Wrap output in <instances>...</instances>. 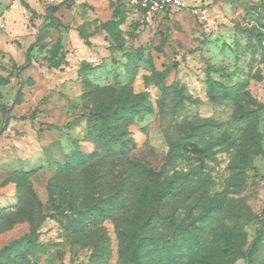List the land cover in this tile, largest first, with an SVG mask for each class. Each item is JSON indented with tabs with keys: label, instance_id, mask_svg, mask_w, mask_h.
Returning <instances> with one entry per match:
<instances>
[{
	"label": "rangeland",
	"instance_id": "rangeland-1",
	"mask_svg": "<svg viewBox=\"0 0 264 264\" xmlns=\"http://www.w3.org/2000/svg\"><path fill=\"white\" fill-rule=\"evenodd\" d=\"M13 1L0 0V264H169L143 236L138 249L124 238L128 213L109 217L110 179L64 202L54 188L67 159L94 151L85 84L132 94L133 157L203 183L222 202L216 230L249 254L228 264H264V0H188L166 13L21 0L27 16ZM87 200L103 210L86 211ZM185 213L177 219L193 223Z\"/></svg>",
	"mask_w": 264,
	"mask_h": 264
},
{
	"label": "trees",
	"instance_id": "trees-1",
	"mask_svg": "<svg viewBox=\"0 0 264 264\" xmlns=\"http://www.w3.org/2000/svg\"><path fill=\"white\" fill-rule=\"evenodd\" d=\"M214 84L213 81L207 84L211 101L217 100ZM87 85L84 95L93 103L89 106L86 141L94 145V151L91 155L76 153L64 162L54 177V188L62 201L94 186L99 180L110 179L115 189L105 201L107 212L114 222L121 212L128 213L126 220L131 232L123 234L136 249L138 243L135 241L143 236L139 242L151 246L156 258L169 264H228L229 258L236 255L249 261V254L241 250L233 234L216 230L215 225L223 212L222 202L212 201L203 183L193 186L195 181L189 174L167 178L133 157L134 143L127 127L137 115L133 111L138 113L136 108L141 106L132 94L126 88L89 89ZM66 188L70 193L64 190ZM194 197L195 203L187 205ZM100 204L88 201L86 211L95 210ZM180 209L186 212L187 219L195 221L189 225L179 221L177 212ZM194 209L198 210L195 219ZM158 230L165 235H157ZM256 245L257 238L252 248Z\"/></svg>",
	"mask_w": 264,
	"mask_h": 264
},
{
	"label": "built area",
	"instance_id": "built-area-1",
	"mask_svg": "<svg viewBox=\"0 0 264 264\" xmlns=\"http://www.w3.org/2000/svg\"><path fill=\"white\" fill-rule=\"evenodd\" d=\"M148 13H166L175 10H181L187 4L188 0H126ZM12 9L22 16L28 15V8L22 4L21 0H14L11 4ZM4 25L1 24V27ZM27 28V24L24 25Z\"/></svg>",
	"mask_w": 264,
	"mask_h": 264
}]
</instances>
